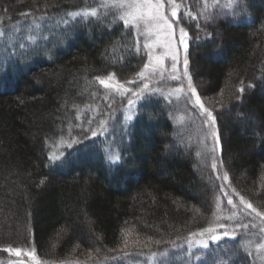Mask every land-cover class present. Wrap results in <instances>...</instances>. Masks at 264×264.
Instances as JSON below:
<instances>
[{
	"label": "trees",
	"instance_id": "16d2710c",
	"mask_svg": "<svg viewBox=\"0 0 264 264\" xmlns=\"http://www.w3.org/2000/svg\"><path fill=\"white\" fill-rule=\"evenodd\" d=\"M179 1L192 84L216 117L220 171L264 212V0ZM86 3L0 0V27ZM73 26L70 40L66 30L43 51H36L41 43L16 53L7 74L0 72V264L13 258L8 248L33 249L46 264L163 252L197 238L191 233L208 227L222 195L211 153L201 151L186 120L176 122L177 103L149 96L132 120L116 117L139 83L121 96L97 77L123 85L139 79L148 57L134 31L121 21ZM108 128L122 156L115 164L107 157ZM129 232L135 243L120 246ZM225 240L190 264H255L237 243L241 236Z\"/></svg>",
	"mask_w": 264,
	"mask_h": 264
},
{
	"label": "rangeland",
	"instance_id": "374dc122",
	"mask_svg": "<svg viewBox=\"0 0 264 264\" xmlns=\"http://www.w3.org/2000/svg\"><path fill=\"white\" fill-rule=\"evenodd\" d=\"M86 4L82 6V8L76 9L74 11H79L83 9L91 10L92 8L97 9V16L96 17H89L88 20L93 21H106V23H114V22H123L119 19V15L121 14V10L111 7V0H109V6L105 7L103 6V0H86ZM177 3L180 4V9L178 11V16H180L181 11V1L177 0ZM167 8V5H166ZM69 12V11H67ZM67 12L60 13L57 15H43L39 17L34 18H25L21 20L19 23H14L12 25L8 26H2L0 29L4 30V34L0 35V66L8 67V63H12V61L15 60L17 57L16 53H21L25 49H29L31 47H36L37 45L41 44L36 48V51H43L44 48L49 47L50 45L54 44V41L58 39L59 36H65L69 32V38L70 40L72 38L71 31H74L73 24L79 22L82 23V21L85 22L83 18H77L76 21H71L69 24H64L63 20L68 18L66 16ZM170 15V13H167ZM43 17V19L41 18ZM188 18V17H187ZM87 20V21H88ZM36 25H39V27H36ZM184 26V24H183ZM185 27V26H184ZM131 28L134 33L136 34V37L138 38V41L140 43V46L144 48V43L146 42V38L143 34L138 33L135 28ZM186 28V27H185ZM66 30H69L65 33ZM187 30V28H186ZM178 35V32H177ZM29 37H32L33 39H29ZM67 40V41H68ZM63 40H60L58 42H62ZM23 44L24 47L21 48L20 45ZM62 44H65V40ZM146 52H148V49L144 48ZM155 54H161L163 53L164 49L159 48L155 49ZM184 52L183 48L180 49V64L178 65V71L176 72V75L180 77V79H172V68L171 64L172 61L170 58H166L164 61V71L163 74H160L159 72L153 73L152 68L149 67V69L144 70L145 71V78L139 79L137 81L133 80L134 82H129L128 84H124L127 88L131 85L138 84L137 92L143 89V95L146 98L150 97H163L166 98L168 101L177 103L180 108V113L177 117L178 120H176L177 123L180 125H183L184 121L186 120L187 126L189 130H194L195 136L199 138V144L202 152H210L211 158H210V164L213 165V163L216 164V168H213L217 171L218 179L222 183L223 191L222 195L216 196L217 204L216 209L211 214L210 217V223L208 221V227H215L217 229L218 233H222L225 229L220 228L219 225L223 224L227 227V229L231 232L232 230H235L236 237L241 236V240L237 241L238 244H243L246 247V250H248L249 253H251V256L255 262V264H264V249H257V245L264 244V232H261V228L264 227V220L261 219V217L256 216L255 213H252L250 209H246L243 204L240 202V196L238 193L235 192L233 187L230 185V182L227 180H223V174L221 173V160H220V152H219V144L215 145V151L213 152L212 149L214 147V142L212 136L209 134V125H207L204 122V114L202 113L199 106H195L193 108V102L195 100V97L191 96V93L187 90V78L183 76V60ZM14 63H12V66ZM188 72L189 66H188ZM107 80V79H106ZM138 82V83H137ZM108 83L110 85L117 84V81L108 80ZM144 84H148V88L144 89ZM149 84H153L154 87H149ZM177 89H182V91H177ZM189 97H191V101L189 100ZM136 101L132 106H128V104L116 115V117H119L122 115L124 119H127V117H132V119L135 116L136 113V107L139 102V100H136V97L133 99ZM217 100V98H216ZM201 102L204 104V101L201 98ZM209 103H214V98L208 99ZM206 107V105L204 104ZM130 119V120H132ZM185 122V123H186ZM215 129L217 131V125L215 124ZM110 135L107 137L109 141V145L107 147V157L114 156L118 152L116 148L115 136L112 135L113 128H108V131ZM192 138V136H190ZM61 148H55L54 151H60ZM218 150V152H217ZM228 191V193H227ZM227 193L228 196H231L233 203L236 205L235 208L232 207V205H229L227 203V196L225 195ZM219 205V206H217ZM254 207V206H253ZM235 212V216H233V213ZM229 217H232L229 219ZM241 224H248L247 229L239 228L237 225ZM255 224L256 226L253 227L252 225ZM207 227V228H208ZM255 228V229H254ZM129 232L123 236V239H121L120 246L125 247L126 245L133 244V242L136 240L133 236V234ZM201 237L197 238H187V240L184 243L178 244L173 246L171 249L168 248L167 250L163 252H155L157 253V257L153 258V253H139L132 256H118L115 257L116 259L107 260L101 263L97 264H190L191 262L196 261L194 257H191L189 255L190 252L197 253L199 251H205L202 249H199L195 246L193 248H188V241H195L199 240ZM203 239H207V236L203 237ZM226 241V240H224ZM224 241H221L219 243H223ZM135 243V242H134ZM210 247L206 252L212 251L214 248H217L216 244H210ZM81 247L76 248V253L81 251ZM167 252L168 255L166 257L161 256L160 254ZM213 253L215 250L212 251ZM13 258L6 260L5 264H46L40 258L35 254V251L33 253V249H24L21 250V255L16 256L15 253L8 252ZM211 253V252H210ZM151 254V255H150ZM209 254V253H208ZM33 255L35 256V259L33 258ZM79 255V254H77ZM84 256V255H83ZM20 257V258H19ZM81 259H86L84 257H80ZM80 259V260H81ZM33 260V261H32ZM82 261V260H81ZM43 262V263H42ZM71 264V263H67ZM77 264V263H76Z\"/></svg>",
	"mask_w": 264,
	"mask_h": 264
},
{
	"label": "snow or ice",
	"instance_id": "6c2138e0",
	"mask_svg": "<svg viewBox=\"0 0 264 264\" xmlns=\"http://www.w3.org/2000/svg\"><path fill=\"white\" fill-rule=\"evenodd\" d=\"M103 6H109V0H103ZM111 7L121 10L119 19L123 21V24L126 28H135L138 33L143 34L146 38L144 48L148 49V62L144 64L143 70L137 73V76H139L141 79L145 78L144 70L149 69V67L152 68L153 73L159 72L160 74H163V71L165 70L164 61L166 58H170L172 61V79H180V77L176 75V72L179 70L178 65L181 62L180 49L181 47L183 48V76L187 78V90L191 93L192 97H195V100L193 102V108H195V106L197 105L199 106L202 113L204 114V122L209 125V134L212 136L214 142V147L212 149V151L214 152L215 145L220 144V138L215 129L216 117L201 102V96L197 93L196 87L193 86L191 76L188 72L189 32L183 26V17L178 16L180 4L177 3V0H111ZM167 13H170V15ZM186 15H188L193 20L196 19V17L193 16L191 12L186 13ZM66 16L68 18L63 20V23L66 25L70 23V20L76 21L77 18H83L87 22L89 17L97 16V9L92 8L90 11L87 9L79 11H69L67 12ZM41 18L43 19V17ZM36 27H39V25H36ZM196 27L199 28V23H197ZM3 34L4 30L0 29V35ZM197 38L199 37L197 36ZM29 39L31 40L33 38L29 37ZM20 47L23 48L24 45L21 44ZM159 48L164 49L163 53L155 54L154 50ZM139 50V46L137 45V52H139ZM8 67H11L10 63H8ZM0 72L6 75L7 67L0 66ZM112 78V75H110L107 80L100 79L99 77H97V79H99L100 83L104 85V87L113 88L121 96H124L130 91L128 88L124 87L123 84L117 83L114 85H110L108 83V80H111ZM249 87L254 86L249 85ZM143 88L147 89L148 85L144 84ZM177 91H182V89H177ZM238 92L243 93L244 88L238 89ZM131 94L132 96L136 97V100L145 99L143 95V89L139 92L132 91ZM189 100L191 101V97H189ZM135 102L136 101L129 98L127 104L128 106H132ZM127 119L130 120L132 119V117L129 116L127 117ZM106 124L107 122L105 120H101L99 122L98 127L101 133L107 131ZM90 131L93 137H96L98 135L97 130L90 129ZM85 139H87V137H85ZM73 143H78V141H74ZM67 146L71 148L73 144L69 143ZM197 155H199V153H197ZM121 159L122 156L119 153L114 156L108 157L109 162L113 164L118 163ZM212 167L216 168V164L213 163ZM222 179L225 181L228 180L227 172H224ZM225 195L227 196V203L229 205H232L233 208H235L236 205L233 203L231 196H228L227 193H225ZM240 202L245 206L246 209H250L252 213H255L256 216L261 217V219L264 220V212L258 211L255 207H253L251 203L245 200L244 197H240ZM233 216H235V212L233 213ZM231 218L232 217H229V219ZM252 226L255 227L256 225L253 224ZM219 227L224 228L225 230L222 233H218L215 227L210 226L201 230L199 233H191L192 236H199L201 237V239L195 241H188V248L191 249L193 248V246H195L202 250H208L210 248V244H216L219 248V242L224 241L225 238H228L229 240L236 239L235 230H232L230 232L227 227L223 224L219 225ZM237 227L247 229L248 224L237 225ZM261 232H264V227L261 228ZM205 236H207V239H203V237ZM257 249H264V244L257 245ZM5 251L15 253L16 256L21 255V249L19 248H8L5 249ZM34 251L35 250H33V253ZM221 251L224 252L225 256L230 255L227 248L221 249ZM160 255L166 257L168 253L164 252ZM189 255L191 257H194L197 261L203 259V256L196 255L192 252H190ZM231 255L235 254L232 253ZM248 255H251V253H249ZM152 256L153 258H156L157 253H153ZM33 258L35 259L34 255ZM221 264H233V262L231 260H222Z\"/></svg>",
	"mask_w": 264,
	"mask_h": 264
},
{
	"label": "bare ground",
	"instance_id": "6f19581e",
	"mask_svg": "<svg viewBox=\"0 0 264 264\" xmlns=\"http://www.w3.org/2000/svg\"><path fill=\"white\" fill-rule=\"evenodd\" d=\"M137 38V37H136ZM137 40V39H136ZM137 43V42H136ZM143 70V69H142ZM86 100V99H85ZM104 137V136H103ZM59 163V162H58ZM236 189V188H235ZM228 193V191H227ZM193 207V206H192ZM132 219V218H131ZM80 224V223H79ZM81 227V226H80ZM255 229V228H254ZM135 230H138V229H135ZM120 236V235H119ZM227 245V244H226ZM229 248V247H228ZM148 250V249H147ZM229 250V249H228ZM151 251V250H150ZM138 252V251H137ZM36 254V253H35ZM151 255V254H150ZM20 258V257H19ZM216 260V259H215ZM33 261V260H32ZM43 263V262H42ZM157 264V263H156Z\"/></svg>",
	"mask_w": 264,
	"mask_h": 264
}]
</instances>
